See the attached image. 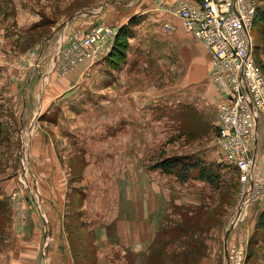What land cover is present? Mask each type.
I'll return each mask as SVG.
<instances>
[{"label": "rangeland", "instance_id": "rangeland-1", "mask_svg": "<svg viewBox=\"0 0 264 264\" xmlns=\"http://www.w3.org/2000/svg\"><path fill=\"white\" fill-rule=\"evenodd\" d=\"M138 1L0 0V199L5 202L0 208V264L16 261L10 250L17 244L28 250V259L33 247L43 251L46 246L52 264H199L209 251L224 259L225 235L239 211L240 171L238 178L227 177L223 192L208 196L201 191L203 186L190 182L181 188L175 176L154 167L169 157L193 160L209 151L218 156V147L222 150L218 132L222 100L215 107L217 120L212 116L207 120L195 109L186 116L188 104L202 105L199 93L213 83L211 67L207 76L200 74L195 80L185 77L187 65L179 59L149 63L128 73L130 44L127 48L122 42L114 54L86 60L66 74L54 70L58 78L80 68L91 73L76 84L86 89L73 109L68 100L50 105L38 100L48 66L38 68L37 46L47 47L57 23L64 20L69 35H75L83 30L78 21L91 20L92 25L113 27L117 35L125 25L113 26L116 12L131 11ZM258 2L255 18L264 6V0ZM254 22L253 54L264 72V34ZM36 23L44 25L30 29ZM36 68L39 72L28 71ZM134 88L139 95L169 90L174 102L162 114L154 107L147 110L146 123L131 133L127 97ZM263 128L261 122L260 131ZM133 134L135 169L128 166L124 153L131 148L128 137ZM262 151L261 143L258 152ZM224 155L219 152L220 159ZM255 165L260 179L257 201L235 222L228 246L242 244L247 264H264V230L257 228L264 208V157L259 156ZM148 211L153 213L152 227L161 230L143 248L148 227L143 218ZM189 246H195L196 253L186 252ZM42 256L37 264L46 263ZM180 258L188 261L178 263Z\"/></svg>", "mask_w": 264, "mask_h": 264}, {"label": "built area", "instance_id": "built-area-1", "mask_svg": "<svg viewBox=\"0 0 264 264\" xmlns=\"http://www.w3.org/2000/svg\"><path fill=\"white\" fill-rule=\"evenodd\" d=\"M162 1L154 0L158 7ZM258 8V0H179L168 8L211 55L210 76L223 95L218 108L219 143L226 160L241 174L239 220L257 201L260 181L254 155L258 122L264 119V72L253 54ZM164 29L170 32L173 25L167 21ZM115 35L113 27L104 23L75 35H69L65 27L54 48V70L66 74L86 60L102 58L112 49ZM23 183L28 186L27 181ZM228 259L230 264H247L243 245H229Z\"/></svg>", "mask_w": 264, "mask_h": 264}, {"label": "crops", "instance_id": "crops-1", "mask_svg": "<svg viewBox=\"0 0 264 264\" xmlns=\"http://www.w3.org/2000/svg\"><path fill=\"white\" fill-rule=\"evenodd\" d=\"M179 0H163L162 4L158 7L156 4H154V0H139L135 7L131 8V11H125L123 13H120L117 11L115 15V19L108 18L109 22H112L118 28L119 26L126 25L127 22H129L134 16L140 17L137 21H135V24L131 25V35L129 37V44H130V50L128 53V73L133 70H140L145 69V67L149 66V63H152V65H157L159 63H162L165 60H168L170 63L172 60L175 61V59H179L180 61L184 60L186 66V73L185 77H190L195 80L197 79V76L200 74L203 76L208 75L209 69L212 66V60L211 55L206 49V47L197 39L190 36L184 29L182 20L177 15H174L171 13L168 8L176 3ZM189 1V0H186ZM130 7V6H129ZM99 20V19H98ZM69 21V20H68ZM170 22L173 25V30L170 32H167L164 29V23ZM74 20L71 21L68 25L70 26L72 24L73 26ZM80 22V26L83 27V29L88 30L91 28L93 23L91 20H84L83 22ZM63 23V24H62ZM92 23V24H91ZM101 23V22H96ZM41 23L33 24L30 29H34L36 27H42V25H38ZM59 25V26H58ZM58 27H53L52 33L50 34L51 38L48 41L47 47L45 46V49L43 50L44 46H37V49L40 51L38 52V60L40 59L39 66L43 65L44 63L47 64L48 69L46 71L47 76L45 86H42L39 90L41 93V100L40 102L42 104H45L46 101H48V105L51 103H60L61 100L66 102L68 100L67 105L71 103V107H75L78 102L77 97L86 89L83 86H77L79 83V79L82 78L86 72L87 69L83 71L84 68H80L74 73H70L66 76H63L62 78L57 77V72L54 71V62L52 60V56L54 54V47L56 44L57 36L62 32V30L65 27L64 20L60 23H57ZM69 28V27H68ZM198 42V43H197ZM44 45V44H43ZM184 50L187 52L186 57H184L183 53ZM42 60V61H41ZM85 63H82L83 65ZM80 65V66H81ZM90 67V65H88ZM30 73H33L35 71L39 72V69H28ZM211 71V70H210ZM41 72V69H40ZM56 72V73H55ZM135 72V71H134ZM177 73V72H176ZM90 72H87V75H90ZM44 75V73H43ZM59 76V75H58ZM61 77V76H60ZM198 81V80H197ZM77 84V85H76ZM76 87V88H74ZM216 86L213 85V83L210 81V84H207L204 88L200 90V96L202 105L194 104L191 105L188 104L187 106H191V109L186 114V116H191L192 112L197 110V112L202 113L203 115L207 116V120L209 118L212 119L216 118L215 115V107L217 106V103L222 99L221 94L217 91L215 88ZM189 90V89H188ZM152 93V92H151ZM177 93V92H176ZM139 93L135 88L133 89V93L127 97V125H128V132L136 133L137 127L140 126L143 123H146V111L149 109L157 108L156 110H159L160 113L167 112L169 108V103H173L174 99L169 98V94L171 92L169 90L160 91L159 93H152L150 95H139ZM41 107L43 105L40 104ZM174 106V104H173ZM184 111V109H182ZM163 117L167 118L166 113H163ZM123 120L125 119L122 118ZM217 122V121H216ZM263 123L264 125V119L259 120L258 122V131H259V138L257 142V147L255 148V155L258 159V157H264V152L261 153L258 152V146L262 143L264 145V128L262 131H260V123ZM215 122H213L214 124ZM129 136V135H128ZM131 138V148L128 149L126 152L127 159H128V166L130 165L135 169V157H136V149H135V142H136V136L135 134L130 135ZM222 152L220 147H218V156L216 155L214 157V154H209L210 151L206 155H199L200 158L194 157L192 158L193 162H199L201 165H208L210 163H222L224 162L225 165H221L220 168L222 177L221 181L224 179L225 181H222L221 185H229L227 182V177L230 178L231 175H235V177L238 178L239 172L236 166L233 163H230L226 160L225 156L224 159H220L219 152ZM123 153V154H124ZM217 157V158H216ZM200 165L193 168L191 171V177L188 181H180L176 176V178L179 180L178 185L185 186L188 183L192 182L193 184H196L198 186H203L201 191H205L208 196L213 195H219L221 189H217L213 185H211L208 182H205L203 180H200L196 177L198 171H199ZM159 170L163 175L164 174L161 169ZM196 171L197 173L193 175V172ZM194 176V177H192ZM185 192V190H182ZM62 200H59L61 202ZM45 211V210H44ZM32 217V215H31ZM31 217H28V220L32 221ZM33 218V217H32ZM152 220H153V213L151 211H148L145 218H143V221L148 224L147 227V234L145 244H143V248H146V244L152 243L157 235V233L161 230H156L152 227ZM49 221V220H48ZM164 221V220H162ZM146 229V227H145ZM130 245V244H129ZM129 247V246H128ZM176 252H178L177 248L174 249ZM11 254H15L14 256L16 258V261L13 260L12 264H37L38 256H42L44 260H46V263L44 264H52L50 253L46 249V246H43V251L39 247H33L32 253L30 256V259H28V250L22 247V245L17 244L14 246V248H11ZM43 252V254H42ZM151 249L148 250L147 253H150ZM40 253V254H39ZM207 256H204L200 259L199 264H228V260L225 254V247H224V259H222L217 251H209V253H206ZM13 259V258H12ZM256 264V263H255Z\"/></svg>", "mask_w": 264, "mask_h": 264}, {"label": "trees", "instance_id": "trees-1", "mask_svg": "<svg viewBox=\"0 0 264 264\" xmlns=\"http://www.w3.org/2000/svg\"><path fill=\"white\" fill-rule=\"evenodd\" d=\"M137 21L134 17L130 20L131 24L133 22ZM254 25H260V34H264V6L260 8V11H258V14L255 18ZM128 26V27H127ZM131 25L127 24L124 27L120 28L118 31L113 47L111 49V54H114L117 50L120 48V44L122 42L127 43V48L129 47V37L131 35ZM254 27V26H253ZM123 44V43H122ZM200 165L199 171L196 175V177L200 180H203L205 182L210 183L217 189H221V192L228 186V185H221V171L220 168L222 167L220 164L216 163H210L208 165H201L199 162H193L189 157H169L166 159H163L162 161L158 162L154 167L155 169H161V171L166 175H173L176 176L180 181H188L191 177V171L193 168ZM238 183H233L231 186L232 190L233 188H237ZM5 208V202L0 199V208ZM28 219V218H27ZM257 228L264 230V208L260 212L258 216V222H257ZM190 247V248H189ZM187 251L189 254L193 255L196 253V247L195 246H189ZM187 254V253H186ZM184 260L188 261L187 258H180V261L178 263H182Z\"/></svg>", "mask_w": 264, "mask_h": 264}, {"label": "water", "instance_id": "water-1", "mask_svg": "<svg viewBox=\"0 0 264 264\" xmlns=\"http://www.w3.org/2000/svg\"><path fill=\"white\" fill-rule=\"evenodd\" d=\"M256 146H257V141H256ZM251 185H252V182H251ZM239 217V215L237 216V218ZM234 224L235 222L231 225V229H228L227 232H226V235H225V242H224V245H225V254H226V257H227V260H228V264L229 263V259H228V240H229V236L231 234V231L233 230L234 228Z\"/></svg>", "mask_w": 264, "mask_h": 264}]
</instances>
